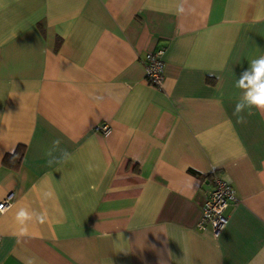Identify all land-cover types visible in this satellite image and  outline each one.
Instances as JSON below:
<instances>
[{"label":"crops","instance_id":"1","mask_svg":"<svg viewBox=\"0 0 264 264\" xmlns=\"http://www.w3.org/2000/svg\"><path fill=\"white\" fill-rule=\"evenodd\" d=\"M261 55L264 0H0V264H264V112L234 114Z\"/></svg>","mask_w":264,"mask_h":264},{"label":"built area","instance_id":"2","mask_svg":"<svg viewBox=\"0 0 264 264\" xmlns=\"http://www.w3.org/2000/svg\"><path fill=\"white\" fill-rule=\"evenodd\" d=\"M164 49H159L145 54L142 62L145 69L147 82L155 88L163 86ZM96 131L108 133L105 125H97ZM212 189L201 208V218L198 222V229L208 228L214 237H217L227 223L228 217L225 214L229 206L236 205L238 198L232 186L215 172L211 174ZM10 196L0 202V213L10 205Z\"/></svg>","mask_w":264,"mask_h":264},{"label":"clouds","instance_id":"3","mask_svg":"<svg viewBox=\"0 0 264 264\" xmlns=\"http://www.w3.org/2000/svg\"><path fill=\"white\" fill-rule=\"evenodd\" d=\"M179 11H183L181 7ZM236 86L240 89H243L242 96L235 106V115H239L248 110V114H251L253 108H257L264 112V55L259 56L258 58L251 60L250 69L244 71L237 81ZM240 122H243V117H240ZM61 141L55 139L53 141V147L49 150L48 155L53 156V152L59 149ZM62 158L64 161L70 159V153L66 150L62 151ZM53 159H55L53 157ZM52 163V160L49 161ZM92 170L91 165L89 166V171ZM90 188L95 190L96 186L91 185ZM19 216L28 217L26 210L21 209L18 213ZM30 264V262H29Z\"/></svg>","mask_w":264,"mask_h":264},{"label":"trees","instance_id":"4","mask_svg":"<svg viewBox=\"0 0 264 264\" xmlns=\"http://www.w3.org/2000/svg\"><path fill=\"white\" fill-rule=\"evenodd\" d=\"M23 154L22 148L18 147L17 150L13 154L6 155L3 162L8 163L9 165H14L15 163H19ZM192 173L196 174L191 170Z\"/></svg>","mask_w":264,"mask_h":264}]
</instances>
